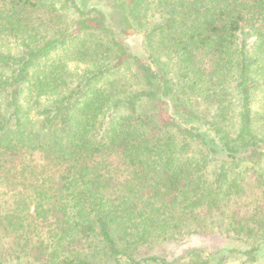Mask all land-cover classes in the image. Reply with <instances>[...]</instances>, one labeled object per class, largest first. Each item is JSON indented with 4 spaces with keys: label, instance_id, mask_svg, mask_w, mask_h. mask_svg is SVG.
<instances>
[{
    "label": "trees",
    "instance_id": "obj_1",
    "mask_svg": "<svg viewBox=\"0 0 264 264\" xmlns=\"http://www.w3.org/2000/svg\"><path fill=\"white\" fill-rule=\"evenodd\" d=\"M104 1L146 56L87 0H0V264H264V0Z\"/></svg>",
    "mask_w": 264,
    "mask_h": 264
},
{
    "label": "rangeland",
    "instance_id": "obj_2",
    "mask_svg": "<svg viewBox=\"0 0 264 264\" xmlns=\"http://www.w3.org/2000/svg\"><path fill=\"white\" fill-rule=\"evenodd\" d=\"M78 5L82 6L83 0H76ZM127 3L130 2V0H126ZM61 3L57 2V7L60 6ZM84 7V6H83ZM85 8H96L101 10L105 17L106 21L110 28H112L114 31H118V36L121 37V40L128 46L129 50L135 51L137 53H141L144 56H146V51L144 44H143V37L142 33H137L131 31L130 28L124 27L122 20H120L119 15L111 8L107 2L104 0H87V5ZM65 12V11H62ZM148 13H153L152 9H149ZM75 17V16H74ZM151 17H156V14L152 15ZM68 18H73V16H69ZM107 37L105 38V41H107ZM124 55H122L120 58L114 57L112 60L116 63H121ZM120 61V62H119ZM126 66H124L120 71H125ZM68 70L71 72V78L70 80L72 87L76 84L77 79L79 78V74L82 73V71L85 68H89L88 63L83 62H69L67 64ZM255 100L258 101L259 95L256 94L254 97ZM254 107H258L257 103L254 104ZM170 109H168L169 111ZM196 125L192 120H184V125ZM199 124V123H197ZM201 126L200 132H204L203 130L206 128V125L199 124ZM207 134L206 132H204ZM231 242H228L222 235L219 233H210V234H195L190 235L186 237L181 243L179 244H169L164 246L160 251L164 253L165 255H181L187 252L191 248H200L205 253H210L212 251L217 250L218 248H228L230 247ZM226 264H234L232 262L226 263Z\"/></svg>",
    "mask_w": 264,
    "mask_h": 264
},
{
    "label": "water",
    "instance_id": "obj_3",
    "mask_svg": "<svg viewBox=\"0 0 264 264\" xmlns=\"http://www.w3.org/2000/svg\"><path fill=\"white\" fill-rule=\"evenodd\" d=\"M124 57V56H123ZM120 62V61H119Z\"/></svg>",
    "mask_w": 264,
    "mask_h": 264
}]
</instances>
